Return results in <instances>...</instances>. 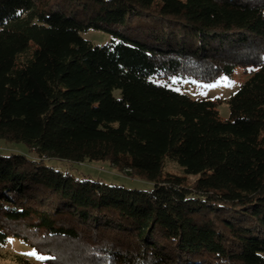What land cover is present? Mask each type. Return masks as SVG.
Segmentation results:
<instances>
[{
	"label": "trees",
	"instance_id": "16d2710c",
	"mask_svg": "<svg viewBox=\"0 0 264 264\" xmlns=\"http://www.w3.org/2000/svg\"><path fill=\"white\" fill-rule=\"evenodd\" d=\"M90 28L109 43L82 38ZM238 68L227 120L221 100L168 87ZM0 140L32 153L0 156L1 249L18 240L39 264H264V0H0ZM49 160L108 162L152 188Z\"/></svg>",
	"mask_w": 264,
	"mask_h": 264
},
{
	"label": "rangeland",
	"instance_id": "374dc122",
	"mask_svg": "<svg viewBox=\"0 0 264 264\" xmlns=\"http://www.w3.org/2000/svg\"><path fill=\"white\" fill-rule=\"evenodd\" d=\"M81 36L97 46H103L110 41V36L107 33L93 28L81 33ZM247 78L248 75L238 68L230 78L221 77L211 83L179 78L173 79L168 87L194 100H221L222 103L217 106V110L221 119L227 120L229 118L227 101L238 91ZM16 153L32 154L22 143L0 140V156ZM57 163L55 160L47 161L49 166H57L54 165ZM57 167L63 172H69L79 178L84 177L107 185L122 186L129 190L149 191L152 188V185L146 181L133 179L127 173H119L108 162H86L73 165L61 162ZM165 170L170 174L183 176L180 167L172 161L166 162ZM186 179L188 182H193L196 177H186ZM32 253L34 251L31 248L23 245L18 240L10 239L6 248H0V264H15L14 259L18 256L29 259L32 264H39L40 258L36 254L31 255Z\"/></svg>",
	"mask_w": 264,
	"mask_h": 264
},
{
	"label": "snow or ice",
	"instance_id": "6c2138e0",
	"mask_svg": "<svg viewBox=\"0 0 264 264\" xmlns=\"http://www.w3.org/2000/svg\"><path fill=\"white\" fill-rule=\"evenodd\" d=\"M31 255H35V253H32Z\"/></svg>",
	"mask_w": 264,
	"mask_h": 264
}]
</instances>
